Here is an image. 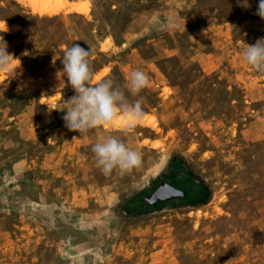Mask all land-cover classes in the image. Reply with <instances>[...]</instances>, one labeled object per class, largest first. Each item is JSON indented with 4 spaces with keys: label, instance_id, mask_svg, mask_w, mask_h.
Listing matches in <instances>:
<instances>
[{
    "label": "rangeland",
    "instance_id": "1",
    "mask_svg": "<svg viewBox=\"0 0 264 264\" xmlns=\"http://www.w3.org/2000/svg\"><path fill=\"white\" fill-rule=\"evenodd\" d=\"M258 2L0 0L20 60L0 73V264H264V73L243 58ZM73 43L93 84L148 75L125 89L146 113L130 134L65 127ZM107 135L142 167L103 174L91 145Z\"/></svg>",
    "mask_w": 264,
    "mask_h": 264
},
{
    "label": "clouds",
    "instance_id": "2",
    "mask_svg": "<svg viewBox=\"0 0 264 264\" xmlns=\"http://www.w3.org/2000/svg\"><path fill=\"white\" fill-rule=\"evenodd\" d=\"M256 14L264 19V0H259ZM6 31L7 29L0 30ZM7 47L0 36V73L8 69L14 61L20 62L8 52ZM28 54L27 51L23 53ZM92 56L90 47L84 48L77 43L64 50L61 58L63 67L57 74L67 78V83L75 95L64 100L63 107L55 110L64 113L65 127L78 132L80 137L91 130L107 128L114 123L123 125L122 134L128 135L143 121L146 113L141 100L129 99L125 89L131 97H138L142 90L149 86V77L144 71L134 69L124 85L116 84L113 79L107 77L96 78L93 84L94 74L90 60ZM243 58L255 71L264 73V37L251 45L244 42ZM91 151L98 168L105 175L111 174L114 170L121 174L130 173L143 165L141 153L129 147L124 139L116 135L99 136L91 145Z\"/></svg>",
    "mask_w": 264,
    "mask_h": 264
},
{
    "label": "crops",
    "instance_id": "3",
    "mask_svg": "<svg viewBox=\"0 0 264 264\" xmlns=\"http://www.w3.org/2000/svg\"><path fill=\"white\" fill-rule=\"evenodd\" d=\"M174 190L179 191L176 187H174Z\"/></svg>",
    "mask_w": 264,
    "mask_h": 264
}]
</instances>
